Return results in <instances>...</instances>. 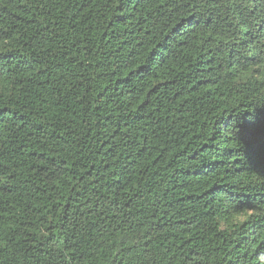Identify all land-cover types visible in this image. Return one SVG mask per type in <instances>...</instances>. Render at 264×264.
I'll return each mask as SVG.
<instances>
[{"label": "trees", "instance_id": "1", "mask_svg": "<svg viewBox=\"0 0 264 264\" xmlns=\"http://www.w3.org/2000/svg\"><path fill=\"white\" fill-rule=\"evenodd\" d=\"M0 264H264V0H0Z\"/></svg>", "mask_w": 264, "mask_h": 264}]
</instances>
